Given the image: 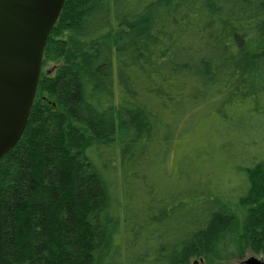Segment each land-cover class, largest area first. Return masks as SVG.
I'll return each mask as SVG.
<instances>
[{"label":"trees","instance_id":"obj_1","mask_svg":"<svg viewBox=\"0 0 264 264\" xmlns=\"http://www.w3.org/2000/svg\"><path fill=\"white\" fill-rule=\"evenodd\" d=\"M64 4L0 159V264L263 255L264 0Z\"/></svg>","mask_w":264,"mask_h":264},{"label":"water","instance_id":"obj_2","mask_svg":"<svg viewBox=\"0 0 264 264\" xmlns=\"http://www.w3.org/2000/svg\"><path fill=\"white\" fill-rule=\"evenodd\" d=\"M65 1L0 0V159L29 123L45 48ZM244 262L264 264L256 257Z\"/></svg>","mask_w":264,"mask_h":264},{"label":"rangeland","instance_id":"obj_3","mask_svg":"<svg viewBox=\"0 0 264 264\" xmlns=\"http://www.w3.org/2000/svg\"><path fill=\"white\" fill-rule=\"evenodd\" d=\"M55 64L56 63L53 62V63L48 64L45 68L43 67L42 68V72L43 73H50V74H52V72L54 71V68H55ZM207 161L208 160H203L202 163L205 164V163H207ZM226 177H228V174L226 175ZM117 179L119 180V177H117ZM119 185H120V181H119ZM221 189L225 191V189H226V182H225V187H221ZM119 192H120L119 193V198L122 200L123 199L122 194H121L122 189L120 187H119ZM118 242L121 243V238L118 239ZM252 256H253L252 254H249L243 260H234L232 262H223V263L214 262L212 260L211 261H208V260H205V259L196 260V261H198L199 264H243V262L246 261V259H249ZM258 256H260V258H262L264 260V254L263 255H258ZM193 262H192V264H194Z\"/></svg>","mask_w":264,"mask_h":264},{"label":"flooded vegetation","instance_id":"obj_4","mask_svg":"<svg viewBox=\"0 0 264 264\" xmlns=\"http://www.w3.org/2000/svg\"><path fill=\"white\" fill-rule=\"evenodd\" d=\"M252 257H256V258H260V256H252ZM260 259H262V258H260ZM245 262H243V264H244Z\"/></svg>","mask_w":264,"mask_h":264}]
</instances>
